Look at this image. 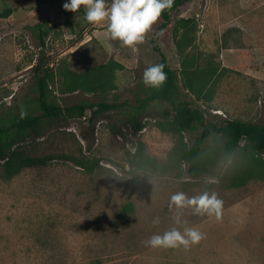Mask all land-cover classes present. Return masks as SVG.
Segmentation results:
<instances>
[{
    "label": "rangeland",
    "instance_id": "obj_1",
    "mask_svg": "<svg viewBox=\"0 0 264 264\" xmlns=\"http://www.w3.org/2000/svg\"><path fill=\"white\" fill-rule=\"evenodd\" d=\"M66 2L0 0V12L11 9L0 16V130L19 112L39 114V79L49 101L63 107H116L94 124L87 114L59 115L0 135L16 159L47 157L13 176L0 159V264H264V153L230 150L213 134L191 171L171 161L180 141L165 115L173 103L140 106L149 93L144 71L160 60L156 45L176 75L175 104L187 102L220 123H263L264 0H186L163 29L159 18L134 47L110 39L107 20L89 23L83 5L71 12ZM181 18L190 22L179 33V50L173 28ZM195 56L215 67L209 101L182 84L181 59ZM199 130L184 132V141ZM205 191L223 201L220 219L169 207L177 192ZM185 227L204 238L189 248L145 243ZM219 239L230 245L217 251Z\"/></svg>",
    "mask_w": 264,
    "mask_h": 264
},
{
    "label": "trees",
    "instance_id": "obj_2",
    "mask_svg": "<svg viewBox=\"0 0 264 264\" xmlns=\"http://www.w3.org/2000/svg\"><path fill=\"white\" fill-rule=\"evenodd\" d=\"M185 1L186 0H174L172 7L166 9L162 13L160 18L163 21L159 25L158 30L163 29L170 22L172 10L183 5ZM10 14L11 9H5L3 12H0V16H8ZM68 18L69 15H67L66 21H68ZM189 22V19L181 18L173 28L174 42L179 50L182 49L178 39L179 33ZM35 26L38 27L40 24ZM40 30H43L42 26H40ZM153 49L160 55V60L157 64L164 65L167 80L161 88L149 87V93L140 101V106L145 108L156 101H168L173 103L171 111L165 110V115H167L168 118L170 117V130L180 136L179 147L171 156V161L173 163L181 164L184 162L188 165L189 170L192 171L200 158L202 145L206 139L213 134L221 137L224 140V146L230 150L242 149L255 153H264V122L253 123L250 121L226 119L220 123L216 120L207 119L205 113L200 108L192 107L187 102L175 104L172 100L175 89V72L168 66L166 56L160 49L156 45H153ZM181 70L184 88L197 100L204 99V101H209L211 99L210 84L214 78L215 67L209 64L207 66L201 64L200 58H197V56H195V58L182 57ZM46 87V83L39 79L37 83L39 114L33 115L25 113L22 118V112L17 113L10 120L9 126L0 130V135L7 134L9 131L19 132L21 130L32 129L41 119H48L59 115L83 117L87 114V121L90 124H94L99 114L116 107L115 103L107 101L95 103L82 102L63 107L49 101ZM197 127H200V130L196 133L190 144L186 143L183 133L186 131L193 132ZM136 128L140 130L141 125L137 124ZM68 158L79 167H83L87 170L91 169L90 163L84 161L82 158L70 156H68ZM0 159H5L9 174L13 176L22 168L44 164L47 157L16 159L14 151L7 152L6 149L0 145Z\"/></svg>",
    "mask_w": 264,
    "mask_h": 264
},
{
    "label": "clouds",
    "instance_id": "obj_3",
    "mask_svg": "<svg viewBox=\"0 0 264 264\" xmlns=\"http://www.w3.org/2000/svg\"><path fill=\"white\" fill-rule=\"evenodd\" d=\"M174 0H111L110 6L106 0H68L63 8L66 11L77 12L83 5L86 9L85 20L89 23L108 22L109 38L119 40L124 46L134 47L145 41L146 34L158 21L166 9H170ZM162 34V33H161ZM167 80L164 65L153 64L147 67L143 74V82L151 88H161ZM25 113H21L23 116ZM177 209L191 208L193 214H207L221 218L223 201L215 192L205 191L200 195L188 197L183 192H177L170 197L169 207ZM159 223V218L153 220ZM204 238L194 227H185L183 232L172 228L161 234H154L145 241L152 248H189L198 244Z\"/></svg>",
    "mask_w": 264,
    "mask_h": 264
},
{
    "label": "crops",
    "instance_id": "obj_4",
    "mask_svg": "<svg viewBox=\"0 0 264 264\" xmlns=\"http://www.w3.org/2000/svg\"><path fill=\"white\" fill-rule=\"evenodd\" d=\"M219 226V224H217ZM223 240V241H222ZM226 245H230V241L227 240V239H219V241L217 242V244L213 245L214 247H218L217 251L222 248V247H225Z\"/></svg>",
    "mask_w": 264,
    "mask_h": 264
}]
</instances>
